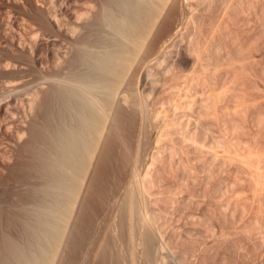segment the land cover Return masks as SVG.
<instances>
[{
	"label": "rangeland",
	"instance_id": "rangeland-1",
	"mask_svg": "<svg viewBox=\"0 0 264 264\" xmlns=\"http://www.w3.org/2000/svg\"><path fill=\"white\" fill-rule=\"evenodd\" d=\"M12 1H8V5L6 3L0 6V11L2 8L0 13L3 15L0 14V20L4 18L2 21L5 20L8 25L10 24L8 22L14 21L13 25L15 23L17 26H14L19 30L18 35L21 34L20 30L23 35L17 38L19 40L25 38L24 40L31 42L35 36L31 37L32 33H39L40 36L42 32L36 18L37 13L25 0H18L17 3ZM126 1L112 0L119 13L128 11L126 8L130 3L128 2L127 5ZM194 1L193 7H198L197 1ZM214 1L212 12L210 10L205 14L202 7L194 10V12L202 11L199 12L201 15L199 17L204 18L203 25L200 23L204 28L199 25L201 28L199 29L204 34L196 31V22L191 23L187 13L177 19L176 28L180 27V30L190 33L186 36L187 33L180 34L179 32L183 30L178 29L177 34L181 37L183 35V40L186 38L185 42L189 36L193 35L195 44H202L205 40L204 35L210 34L212 24L217 22L219 24L215 26L216 29H213L215 33H211L213 35L206 44L205 49L208 52L205 50L203 57L201 56L199 61L197 59L198 62L191 54L189 63L183 66L182 71H184H180L179 74L172 72L170 66L172 74L170 72H166L168 75L163 74L165 73L162 72L163 67H159L160 61L157 62L156 58L159 56L158 59H160L162 56H156L157 54L151 55L155 61L150 59L151 62H149L148 59L152 57L146 60L140 57L142 60L137 59L136 61L139 62L134 64L133 60L129 59L131 55H127V50H132L134 45L129 43V40L123 41V38L119 40L112 28H107L108 31L106 30V34L103 35L102 30L96 27L91 34L88 41L95 46L86 54V58L84 57V63L88 66H94V64L102 66V70H99L101 71L99 74H102L99 80L102 82L97 81L101 82L97 83V92L102 94L106 91L107 93L111 89L120 93L128 92V83L132 80L129 69L132 68L134 76L132 77L139 81V88L143 89L146 86L141 97L143 99L145 96L146 102L149 103L147 107L154 114H152L153 119L144 120L145 123L139 124L140 121L137 120L133 124L136 134L132 136L134 139L130 140L129 151L118 147L117 158H112V163L109 162L111 159H105L108 161L106 163L104 158L99 156L100 163L97 161L99 159L95 158L90 165L95 172L98 169L106 170L103 176L96 178L99 182L94 183V191L98 193L93 195L97 196L94 198L97 205L94 211L97 214H93V221L84 233V238L74 245L75 254L74 250L71 254L75 256L74 261L67 264H87L90 259L92 264H264V0H230L228 11L223 12V18L220 15L222 14L220 5L222 6L223 0ZM133 7L131 5L129 11L133 10L131 9ZM135 18L142 20L136 16ZM15 27L13 32L16 31ZM21 27L25 28V33ZM8 29L6 27L4 31ZM190 29H193V32ZM20 37L23 38L20 39ZM176 37L179 38V36ZM179 39L178 42L183 41ZM106 48L113 53L104 51ZM135 48L133 49L137 50ZM3 52H6V49L1 48L0 53ZM104 58L107 60L106 65H104L105 61H102ZM140 61L145 62L141 64ZM144 65L148 66V69L150 67L156 74L144 76L143 73L145 74L147 70ZM121 71L127 74L126 77ZM33 72V70L28 72L30 77L27 74L30 82L36 78ZM129 73L131 79L129 78L128 82ZM137 75L141 77H139L140 80ZM6 76L11 79L16 78L14 74ZM150 76H153V79L158 76L157 81L160 76L163 79H159L158 82L162 81V83L160 82L158 88H155L158 89L157 91L155 89L154 92L151 91L147 85V79H150L148 78ZM166 80L167 83H165ZM27 81L28 78L25 82ZM157 81L154 82L157 83ZM163 83L166 84L165 87ZM171 84L173 86L178 84L179 90L183 88L179 91L180 94L177 93V86L175 88ZM124 86H127V89ZM146 89L148 92L155 93L156 96L153 94L155 98L153 96L150 97L151 100L147 98ZM148 94V96L151 95V93ZM170 99L172 101H169ZM174 99L175 102L177 100L178 106H175L176 102L173 108H169V103H173ZM175 111L180 114H174ZM193 114L196 117H193L195 116ZM179 116L185 123L187 122L185 125L180 124L183 120L179 121L181 118ZM162 117L166 120H162ZM170 117L173 118L172 124L167 121ZM177 119L179 124L176 126ZM198 120L203 124L204 130L200 128L202 124L196 123ZM161 121L165 123L162 124ZM97 124L93 123L91 126L87 124L85 129L89 127L90 132L84 129L85 136L89 133L90 139L94 140L98 132L106 130L105 124L99 126ZM167 124L174 128L171 129ZM179 125L187 128V136L182 133L184 127ZM163 127L169 129L162 136ZM175 128L181 132H175ZM139 130L140 135L137 134ZM187 131L189 134L193 132L195 136L193 137L192 134L189 136ZM174 132L179 135L174 136ZM170 133L174 134V137H171ZM180 134L183 135L182 139L186 137V140L180 139ZM214 134H216L215 137L217 136L215 139ZM165 135H168L170 139L177 138H175L177 141H174L176 143L174 147L177 148L171 144L173 147L171 151L169 143L173 141H169ZM191 135L194 141L200 138L197 143L187 139L191 138ZM200 135L205 137L202 138ZM89 137L88 140H83L85 148L94 144L95 140L91 143ZM157 137L159 141H156ZM97 138L95 137L96 140ZM160 139L164 140L160 141ZM78 156L81 162L76 171L61 170L66 178H72L64 186L51 188L45 181L47 176L42 173L33 176L28 168L22 172L24 167L16 171L14 175L7 176L3 167L0 166V205L2 206L0 207L6 209L5 211L12 218L10 226L12 233L20 234L19 224H22V219L30 227L29 231L31 229L36 233L41 241L37 243H42L44 247L42 264H59L65 254L66 238L70 231L68 218L69 210L72 208L70 204L73 200L72 193L77 192L78 189L86 190L82 182L85 181L82 176L85 165L84 150L79 151ZM96 175L99 174L96 173ZM91 181H93L92 178ZM139 187L144 190L143 202L138 197ZM51 193L56 200L49 201L48 204L46 201ZM144 216H147L149 221H146ZM115 224L118 227L117 233L113 230ZM148 224L161 238L159 252L162 251L156 258ZM140 231L144 233V237L139 233ZM145 235L149 239H146ZM144 238L145 241H143ZM37 243L33 242L31 249L38 253L41 249ZM89 247L91 250L88 249ZM157 254H159L158 251Z\"/></svg>",
	"mask_w": 264,
	"mask_h": 264
},
{
	"label": "bare ground",
	"instance_id": "bare-ground-1",
	"mask_svg": "<svg viewBox=\"0 0 264 264\" xmlns=\"http://www.w3.org/2000/svg\"><path fill=\"white\" fill-rule=\"evenodd\" d=\"M8 1L11 0H0V6L6 3H7L6 5H8ZM13 1H15L16 3L18 2V0L17 1L13 0ZM25 1L37 13L36 18L38 19V22L41 27L40 31H42L40 36L38 35L39 33L31 32L32 33L30 35L31 37L35 35L31 40V42L29 40L28 41L24 40L25 38L23 39L24 41L19 40L18 38L19 35H22V30H20L21 34L18 35L19 30L16 29L15 26L17 25H15V23H14L15 26L13 25L14 21L8 22L10 23L8 25L7 23H5V20L4 22L2 21V19L4 18L0 20V42H1L0 44L2 45L0 49L1 48L6 49V52L0 53V166L3 167L7 176L9 175L12 176V174L14 175L16 171L21 170L22 168L25 167V169H22V172L23 170H26V168H28L32 172L33 176L38 175L39 173L46 175L47 177L45 181L50 188L64 186V184H66L72 177L66 178L64 174L61 173V170L67 169L68 171H76L77 166L81 162L78 153L79 151L84 150L85 165L83 167L84 169L82 172V176H83V180L85 181L82 182L85 185L86 190L81 191L80 189H78L77 192L72 191L73 200L71 203L69 202L72 208L71 210H69V218H68L70 221V229H69L70 231L67 234V238H66L65 254L63 256V259H61V261L59 262V264L61 263L67 264L69 262L74 261L75 258L74 245L78 244V242L84 238V233L87 231L88 226H90L89 225L90 222L93 221L92 219L93 214L96 213L94 210L97 209V208L95 209L96 204L94 198L97 197L96 195L98 194V193L96 194L94 191V183L97 181L96 178L103 176L102 174H104L106 171L104 169L99 171V169L97 168L98 170L95 169L97 171L95 172L94 168L91 169L90 165L94 162L95 158L96 160L99 159V156L104 158V160L111 159L109 161L111 162L112 158L114 159V157L117 156L116 151H118L117 150L118 147H122L123 150L129 151L130 140L134 139L132 138V136L136 134V131L133 128V124L137 122V120L138 122L140 121L139 124H142L144 120L148 121L149 119H151L152 114H154L153 111L151 112L150 109L148 108L149 103L146 102L147 99H145V96L143 99L141 97L142 94H144L143 92L145 91V87H146L145 85L148 82L147 85H149L150 90L154 92V89L158 88V85H160L159 83L160 82L162 83V81L158 82L159 79H161L160 78L161 76L159 77L158 81H157L158 76L155 77L156 79L155 78L153 79V76H150L148 78L150 79L152 78V79L150 80L146 78L147 82H145L146 84L144 83L145 87L142 86V88L144 87L143 88L144 90L140 89L139 88L140 86H138L139 81L133 79L134 77L133 70L131 68L129 70H131V75L133 77L129 73L128 82L130 78L129 76H131L132 80H130L129 83L127 82L128 87L127 86L126 87L128 89L124 86L128 92L120 93L119 91L116 92L111 89L110 91H107V93H105L106 92L105 91L104 93L99 94L97 92V86L102 82L101 80H99L102 75L99 74V72H101L99 70H102L101 69L102 66L99 65L96 66L95 64L94 66H90V65L88 66L85 65L84 63L86 54H88L89 51L93 49V46H95L94 44L92 45V43H89L88 41L94 29L96 27H99L104 35L106 34L107 28H112L114 30L115 35L119 38V40H122L121 38H123V41L124 39L125 41L129 40L130 41L129 43L134 45L133 48L136 47L135 49H137L134 50L132 48V50L130 49L127 50V55L128 56L131 55L129 59H131V61L133 60L134 64H136L137 59L142 60L140 59V57H142L143 60L144 59L146 60L149 57H152L151 55L153 54H157L156 56L161 55L162 57L160 56L161 57L160 59H158L159 56L156 57L157 62L160 61L159 62L160 65L159 64L158 65L159 67H163L162 72L163 71L165 72L163 74L168 75V73L166 72H170V67L172 72L174 71L177 72L178 74L180 71L183 72L184 70L182 71V68L187 63H189L188 61H189V57H191L190 56L191 54L195 56L196 61L197 59L199 61V58L203 57L202 54H204L205 50L207 51L205 47H207L206 44L209 43V40L211 39L210 37H212L213 35V34L211 35L213 29H216L217 27L215 26L216 25L218 26L219 24H217L218 23L217 22L215 24H212V26L210 25L211 26L210 34L207 33V35H204L205 38L204 37L203 38L205 40L202 41V44H195L193 41V35L189 36L187 42H185L186 38L185 40H183L184 38L183 35L181 37L180 35L177 34V32H179L178 29L180 28V27L176 28L177 19L179 17L182 18L186 13L189 16L188 19L190 20L191 23L195 24L196 22L197 25L196 31L201 32L200 27H202L201 25H203L202 20H204V18L200 19L199 12L203 11V13L205 12V14L206 12H210V10L212 12V9L214 8L213 5L215 3L214 0H195V1L194 0H127L126 1L125 0L127 2V5L128 2L130 4L128 5L129 6L128 7L126 6V4H124L126 2L123 3L126 7H128L126 8V10L128 11H124L123 13H119L120 11L118 12V10H116V8L113 5L114 1L112 2V0H25ZM123 1L124 0H122V2ZM193 1L194 2L197 1L196 5L199 8L202 7L201 8L202 11L199 12H197L198 10L195 11L197 14H195L194 10L196 8L198 9V7L195 8L193 7ZM229 1L230 0H223L222 6L220 5V7H222L221 8L222 11H220L222 12V14L220 13L221 18H223L222 16L224 15L225 11L226 12L228 11L227 8H229L228 7L230 4ZM131 5L132 7L133 6L134 7L131 8L133 10L129 11ZM135 13L137 14L134 15ZM135 16L138 18H142V20L140 21L136 19ZM221 18L219 20H221ZM4 23L7 25H5ZM181 25L183 26V23ZM5 26L9 28L8 31H4V28H6ZM12 26L15 27L14 30L16 29V31L13 32ZM192 26L195 27V25ZM202 28H204V26ZM22 29L24 32L25 28ZM183 32L185 31L183 30L182 32L179 33L181 34ZM185 33H187L186 34L187 36L189 32L186 31ZM36 34L38 36H36ZM176 36H179V38L181 37L183 41L178 42L177 40L179 38ZM22 38L23 37H20V39ZM176 38L178 39L176 40ZM104 51L110 54L113 53V51L111 52L109 48L104 49ZM17 53L19 54L17 55ZM150 59H152V61H155L153 60L152 57L148 59L149 62H151ZM148 60L146 61V65L148 63ZM102 61H105L104 65H106L107 60H105L104 58V60ZM141 62L143 63L145 61H140V63ZM109 65L107 66L109 67ZM139 65L140 64H138V66ZM146 65H144L145 68L150 66L151 63L150 65L148 64L147 67ZM130 66L132 67V65ZM144 67H142V69ZM30 70H33L36 74V78L34 77L35 79L33 78L34 80H32V82L29 81L30 74H28V72ZM152 72L153 70L149 67V69L147 68L145 74L143 73V75L145 76L147 74L146 75L147 77L148 75L156 74ZM10 74H14L16 78L11 79L6 76ZM27 74L29 77H27ZM122 75L123 76L125 75L126 77L127 74L125 72L124 73L122 72ZM139 77L140 76L137 75L138 79ZM27 78L29 81V82L27 81L28 83L25 82ZM98 80L101 82L98 83L99 82ZM154 81H157L158 84ZM165 83H167V80ZM162 85L165 87L166 84L163 83ZM176 86L178 88V84ZM176 86L175 84L174 86L172 85V87L175 88ZM182 89L180 88V90ZM148 90L146 97L152 98L153 94L155 93L148 92ZM177 90L178 92L176 90L175 92L180 94L179 88ZM148 93H151V95L148 96L149 95ZM155 96L153 97L155 98ZM169 101L172 100L170 99ZM176 102L174 99L173 103L172 102L169 103L170 104L169 108L170 107L173 108L174 107L173 105H175L174 103ZM176 104L177 105L175 106L177 107L178 102ZM157 111L158 110H156V112ZM177 112L175 111L174 114L176 113V115H179L180 113L178 114ZM193 117H196V115ZM162 120H166V119L163 118ZM171 120L173 121V118L171 119L170 117L167 121H170V124H172ZM182 120L183 119L181 117L179 121ZM176 122H177L176 124L177 126L179 124L178 119ZM183 122L180 124L185 125L187 123V122L185 123L184 120ZM200 122L198 120V122L196 123H200ZM90 123L92 124L95 123V125L96 123H98L97 124L98 126L105 124L107 126L105 131L98 132L99 134L97 133L95 137L97 138L98 135L99 137L97 138V140L94 137L95 141L92 140L93 138L90 139L89 137L90 135H88L89 133L86 134L87 136H85L84 134V129L86 128L85 126H87V124L91 126L92 124ZM164 123L165 122H162V124ZM174 123L175 121L173 122V124ZM201 124L202 123H200V125ZM184 125L183 126L179 125V126L186 128ZM172 127L170 125L171 129ZM176 128L178 129V127ZM184 128L183 130L185 132L181 128V130L183 131L182 133L185 134L184 136H187L186 135L187 128L186 129ZM200 128L204 130L203 124L202 127ZM88 129L89 127L87 128V130L86 129L85 130L87 132H90L88 131ZM167 129L169 128L163 127V129H161V131L163 130L161 132L162 136L166 134L165 132L167 131ZM177 129L175 132H178ZM139 132L140 130L137 131V134ZM143 132L141 134H143ZM201 132L203 131H200L199 133ZM187 133L189 134L188 131ZM190 134L193 135V132ZM173 135L171 134V137ZM176 135L179 134L175 133L174 136ZM180 135L181 137L180 136L178 137L182 139L183 135L182 134ZM192 135L191 138H187V139L193 140V137L195 135H193V137ZM215 135L216 134H214V137L212 135L214 139L217 138V136L215 137ZM162 136L161 139L163 138ZM165 136L168 137V135ZM88 137L91 143L92 141H94V144L92 143L90 147L85 148L83 142L85 140H88ZM203 137L205 136H202V138ZM212 137L211 139L214 140ZM175 138L174 139L172 138L173 140L169 138V141L170 140L171 142L173 141L172 143H169L168 141V143L170 144L169 147H171V144L174 147V144H176L174 143V141L177 139ZM157 139L156 141H159V139L158 140ZM161 139L160 141H163L165 138L163 140ZM183 139L186 140V137H183ZM197 141L194 142L197 143ZM164 142L165 143L167 142L166 139ZM159 143L161 144V142ZM143 147L145 148V145ZM158 147L160 148V146ZM173 147H171L172 148L171 151L173 150ZM165 148L166 147H164V149ZM156 152L158 153V151ZM152 158L156 159L155 157ZM97 161H99L98 163H100L101 160L99 159ZM107 162L108 161H106V163ZM108 164L105 165L108 166ZM110 166H109V170L111 169ZM104 168L106 167L104 166ZM96 173L99 174L100 176L99 175L97 176ZM91 178L93 179V181H91ZM89 180L91 181V183H89L90 182ZM97 182H99V180ZM94 194H96L95 197L93 196ZM138 197H140V200L143 202L144 190L142 188L140 189V187H139ZM55 200L56 198L51 193L50 197L46 202H48L49 204V201L54 202ZM1 207H0V264H42L43 263L42 253L44 252V247L42 243L41 244L37 243L41 241H39V238L36 235V233H34V231L32 232L31 229L29 231L30 227H28L26 222H24V219H22V224H19L20 234L18 233L19 235H16L12 233V230H10V226L12 225V218L9 215V213L5 211L6 209L4 210ZM144 218L146 221H149V218L147 216L146 217L144 216ZM148 225L150 230L147 231L151 235L150 237L153 243V252L156 258L157 255H160V252L162 251L161 250L159 252L161 248L160 247L161 238L160 235L152 228V226L150 224ZM117 229L118 227L115 224L113 226L114 233H117L118 231ZM140 230H142V228ZM139 233H141L142 236L144 235L142 231H140ZM101 239L103 240V238ZM146 239L149 238L146 237ZM146 239L144 238L143 241H145ZM33 242L38 244L37 246L40 247L41 252L37 253L32 251L31 245ZM100 244L102 245V242H100ZM162 244L164 243L162 242ZM88 249L91 250L90 247ZM73 250H74V254L71 255ZM157 251L159 254H157ZM90 260L87 262V264H92Z\"/></svg>",
	"mask_w": 264,
	"mask_h": 264
}]
</instances>
